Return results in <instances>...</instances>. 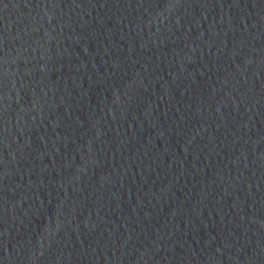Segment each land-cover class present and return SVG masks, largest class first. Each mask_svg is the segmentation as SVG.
I'll return each mask as SVG.
<instances>
[{
    "label": "water",
    "instance_id": "water-1",
    "mask_svg": "<svg viewBox=\"0 0 264 264\" xmlns=\"http://www.w3.org/2000/svg\"><path fill=\"white\" fill-rule=\"evenodd\" d=\"M0 264H264V0H0Z\"/></svg>",
    "mask_w": 264,
    "mask_h": 264
}]
</instances>
